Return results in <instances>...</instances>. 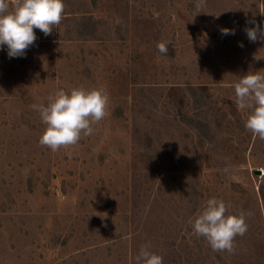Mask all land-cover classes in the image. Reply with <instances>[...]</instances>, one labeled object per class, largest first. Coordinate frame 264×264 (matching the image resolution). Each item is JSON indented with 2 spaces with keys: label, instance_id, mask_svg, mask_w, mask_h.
Returning a JSON list of instances; mask_svg holds the SVG:
<instances>
[{
  "label": "rangeland",
  "instance_id": "rangeland-1",
  "mask_svg": "<svg viewBox=\"0 0 264 264\" xmlns=\"http://www.w3.org/2000/svg\"><path fill=\"white\" fill-rule=\"evenodd\" d=\"M195 3L64 0L25 56L0 47V264H135L146 244L163 264H264V140L234 91L264 75L244 31L264 0ZM81 86L107 91L109 115L71 148L40 145L31 105ZM210 198L246 215L234 253L193 231Z\"/></svg>",
  "mask_w": 264,
  "mask_h": 264
},
{
  "label": "clouds",
  "instance_id": "clouds-1",
  "mask_svg": "<svg viewBox=\"0 0 264 264\" xmlns=\"http://www.w3.org/2000/svg\"><path fill=\"white\" fill-rule=\"evenodd\" d=\"M206 0H196V14L202 13ZM65 12L64 0H0V47L7 46L9 58L23 57L37 40L34 29L49 36L61 24ZM264 15V12H261ZM245 27L250 42L264 40V27L255 20ZM223 35L234 30L222 28ZM243 47V44H240ZM157 50L168 53L167 42H158ZM235 103L240 110H248L245 128L254 137L264 140V75L259 72L243 75L234 84ZM47 104H33L31 108L40 115L45 125L39 143L53 152L71 148L82 138L93 135V125L109 115V94L105 89L74 87L59 89L49 95ZM228 205L217 198L207 200L203 210L190 221L194 233L206 239L214 252H235L237 236H244L248 229L246 215L228 214ZM250 215V213L248 214ZM143 245L134 257L135 264H163V256Z\"/></svg>",
  "mask_w": 264,
  "mask_h": 264
}]
</instances>
